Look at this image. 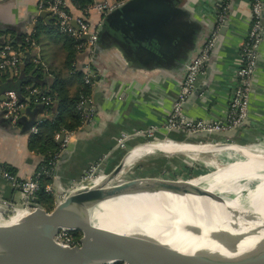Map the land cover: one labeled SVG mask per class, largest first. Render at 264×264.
I'll return each instance as SVG.
<instances>
[{
  "label": "crops",
  "instance_id": "obj_1",
  "mask_svg": "<svg viewBox=\"0 0 264 264\" xmlns=\"http://www.w3.org/2000/svg\"><path fill=\"white\" fill-rule=\"evenodd\" d=\"M97 1L103 0H93ZM157 1L166 5L167 9L151 11L148 7L144 9L136 0H127L105 13L88 10L89 21L99 24L98 38L90 57L83 50L75 54L74 68L71 70L66 67L65 41L55 30L53 17L39 16L37 21L40 12L37 8L39 0H0V42L10 40L11 33L8 28L27 34L36 23L40 24L37 42L26 51H33L34 55L20 67L26 77L33 79L32 87L39 90L44 85L48 88L53 79L58 77L73 91L78 85L77 74L81 72L83 79V67L89 58L96 73V84L90 87L91 102L95 93L99 94L97 105L94 106V118L87 123L88 127L85 123L71 132L67 145L60 152L54 167L55 178L52 185L57 193L65 191L70 181L77 182V187L89 166L103 155L106 156L105 159L103 157L105 164L99 167V172L106 173L113 169L129 148L144 142L145 138L152 140L164 136L173 139H178L180 135L187 137L182 132H167L163 123L184 77L186 63L201 49L206 35L215 23L218 3L222 0ZM248 4L249 0L231 1L229 12L219 27L211 61L198 78L196 93L184 103L183 113L188 117L224 119L226 105L232 93V69L239 60V47L249 29ZM65 6L73 16L83 13L74 0H65ZM37 67L41 69V73ZM16 71L8 70L7 82L17 74ZM31 101V96H27L25 107L29 109L21 113L19 127H26L31 119L38 121L47 117L42 107ZM152 125L157 129L151 137L133 132ZM121 133L127 136L124 140L127 149L117 145L116 137ZM30 136L29 130L16 131L0 112V166L6 167L21 179L31 177L42 161V155L28 147ZM190 137L210 142L217 141V138L218 141L229 138L237 144L256 145L264 149V33L252 76L245 123L231 131ZM55 139L57 140L56 135ZM169 157L170 155L155 150L136 161L133 160L125 174L132 178L141 174L132 171L133 166L137 165L142 169L145 164H154V167H161L162 162L171 164V170L176 176L184 173L179 177L189 175L187 169H200L193 162V167L182 163L177 170L173 166L175 162L169 161ZM194 158L203 162L200 156ZM176 176L170 174L168 178ZM159 177H165V174ZM0 197L9 202L7 206L0 204V213L10 217L6 220L0 218L1 223L12 222L27 214L26 211L19 210L10 216V206L24 205L19 190L2 177Z\"/></svg>",
  "mask_w": 264,
  "mask_h": 264
},
{
  "label": "bare ground",
  "instance_id": "obj_2",
  "mask_svg": "<svg viewBox=\"0 0 264 264\" xmlns=\"http://www.w3.org/2000/svg\"><path fill=\"white\" fill-rule=\"evenodd\" d=\"M182 145L190 149L180 151ZM249 148L242 144L221 146L210 141L206 144L190 140L179 143L169 139L134 145L123 159V169L106 182L108 185L129 179L125 174L128 165L155 150L168 155L189 153L193 157L221 152L227 154L233 150L240 155L231 158L240 162L224 163L221 169L212 162V170L187 178L194 186L202 184L208 191L228 194L230 198L214 201L206 197L188 198L158 191L125 194L116 201L100 202L87 217L90 224L81 220L71 222L73 226L80 227L94 244L71 264L111 263L114 258L125 255L129 257L125 264H199V251L217 257L218 253L242 254L256 249L264 238V227L261 225L264 215V152ZM196 151L199 154H195ZM250 178L260 181L242 198L240 191L244 185L239 181ZM105 180L101 175L80 181L77 187L100 184ZM249 214L257 216L256 219H250ZM21 217L23 215L17 219ZM217 234L241 235L242 239L227 246L218 240ZM53 241L67 247L58 242L55 235ZM47 243L43 239H33L8 252L26 262H36L49 251ZM160 259L167 261L159 262Z\"/></svg>",
  "mask_w": 264,
  "mask_h": 264
},
{
  "label": "built area",
  "instance_id": "obj_3",
  "mask_svg": "<svg viewBox=\"0 0 264 264\" xmlns=\"http://www.w3.org/2000/svg\"><path fill=\"white\" fill-rule=\"evenodd\" d=\"M125 1L127 0L92 1V4L86 7V9L82 10L83 13L77 16H73L66 9L65 0H39L37 8L38 11H48L49 15L54 19L57 31L70 35L76 40H79L77 47L87 52L88 57H90L94 52L98 38L99 24H93L91 21H89L87 17L88 10L93 9L99 13H105L121 6ZM231 1L232 0H222L220 3H218L219 10L217 12L213 27L206 35L199 52L185 66L184 77L178 86L176 96L163 123V128L167 132L180 131L184 134H196L202 132H227L244 124L248 117V106L252 88V76L256 68L259 54V45L264 33V24L262 23L264 0H249V29L239 47V60L232 69V93L230 100L226 105L224 119L191 118L183 113L185 101L193 94L200 74L203 73L205 67L210 61L212 50L219 35V27L229 12ZM33 32L34 28L27 32V40L29 36L33 34ZM22 55L23 53L15 49L10 43L9 39H5L0 46V74L5 70H16L21 61ZM82 77L86 85L89 87L95 86L96 73L92 68L90 58L84 64ZM38 91L39 90L36 87H32L30 90L32 99L31 102L35 104H48L50 102V97L48 95L38 94ZM86 103L89 104L88 107H86ZM24 107L25 102L20 100L19 96L14 90L5 89L0 92V112L11 125H17L18 119L22 113L21 111ZM78 108L85 123H89L93 120L94 112L91 107L90 97L82 100ZM40 121L41 120L36 121L35 124L29 128V134H34L38 131V123ZM155 129L157 128L152 125L146 129H135L133 132L137 135L151 137ZM71 132H64L65 135L60 142L62 148L67 145ZM58 135L59 134L56 135V138ZM126 137L127 136L125 133H121L116 137V142L119 147H125L124 140ZM164 138L166 139L167 137L164 136ZM160 139L161 138L152 139L150 142ZM229 141H231L229 138H225L212 142L229 143ZM198 143L204 142L199 140ZM252 150H256V148ZM59 155L60 152L54 153L39 167L37 171H35L31 177L25 179L16 177V175L11 173L6 167L0 166V177L7 180L13 187L19 190L22 203L24 205L22 207L10 206V208H12V215L18 210H24L26 213L31 210V208H29L28 201L31 197L36 195V192L39 188V180L41 178H46L48 180L44 185V190L46 192H52L54 189L52 186L53 180L55 178L54 167L58 162ZM103 157L105 159L106 156L103 155ZM103 157H99L95 163L89 166L82 177L83 179L81 178L80 181L94 179L102 175L99 172V165L103 161ZM187 165L193 167L194 163L189 162ZM180 175H184V173L179 174V176ZM76 183L77 182L75 181H70L69 186L76 187ZM0 204L7 206L9 202L0 197ZM1 217L2 215L0 213V218ZM55 239L57 240V238ZM61 241H64V239L60 238V243H62ZM62 244L69 246V243ZM71 244H73L72 241Z\"/></svg>",
  "mask_w": 264,
  "mask_h": 264
},
{
  "label": "water",
  "instance_id": "obj_4",
  "mask_svg": "<svg viewBox=\"0 0 264 264\" xmlns=\"http://www.w3.org/2000/svg\"><path fill=\"white\" fill-rule=\"evenodd\" d=\"M136 1L141 4L144 9L147 7L149 10L152 9L151 11H161L167 9L166 5L160 3L157 0ZM46 15H49V12L46 10H41L38 13V16L42 18H44ZM262 16V23L264 24V12H262ZM33 55V51L23 54L18 66L23 67ZM188 63H186V65ZM9 71L12 72L13 70L9 69ZM195 93L196 92L194 90L193 94ZM98 95L96 92L92 98L91 107L93 111H95L96 108L94 106L97 105ZM88 106L89 104L86 103V107ZM28 109L29 107H24L21 112H24ZM35 122V119H31L26 124V127H19L21 124L19 118L17 125H14L13 127L18 132H26L32 125L35 124ZM85 126L88 127L89 124L86 123ZM205 133L207 132L187 134V137L183 140L173 139L169 136H166V139L179 143L187 142L188 140L198 143L199 140L192 139L190 135L192 137H196ZM64 135V132L59 133L57 141L61 142ZM163 139L165 138L162 137L160 140ZM215 144L220 145L225 143L218 142ZM127 152L122 156V158L117 162L111 171L103 174L106 178L104 182L95 185L89 184L81 187H75L49 211L38 204V197L35 195L28 201L31 210L26 215L9 223L0 222V264H71L74 260L81 258L90 248L94 247V244H92L90 239L84 234V231H82L80 227L73 226L71 222L81 220L83 223L88 224L89 222L87 221V217L100 202H104L106 200L116 201L119 196L125 194L156 193L158 191H163L170 194H177L179 196L185 195L188 198L206 197L214 201H225V199L230 198V195L228 194H215L210 192L202 184H200L198 187L190 184L189 179L187 178L191 176V174L177 178L134 176L124 181L108 185L106 182L115 177V175L121 171V168L124 164L123 159L125 158ZM104 164L105 161L103 160L99 167H103ZM259 181V179L252 178L241 179L239 182L244 185L243 190L240 191L241 197L243 198L244 195L249 192V190H252L258 184ZM251 182H255L253 186H250ZM253 216L254 214L248 215L250 219H256L257 216ZM262 216L263 220L261 221H263V223L261 225L264 227V215ZM60 229L64 231L80 232L78 242L67 247L57 244L56 241H53V236ZM252 234L254 236L255 231H253ZM252 234L249 236H252ZM217 235L218 240L227 246L237 244L238 241L242 239L241 235ZM33 239H43L48 242L47 244L49 251L45 257L41 258V260L36 262H26L22 259L14 257L8 252L9 249ZM98 245H100V243H98ZM197 255L199 264H264V238L260 241V244L256 249L247 253H218L217 257H213L208 252L199 251ZM127 260L129 261V257L128 255H125L123 258H114L111 263L101 264H125ZM165 261H167V259L159 260V262Z\"/></svg>",
  "mask_w": 264,
  "mask_h": 264
},
{
  "label": "trees",
  "instance_id": "obj_5",
  "mask_svg": "<svg viewBox=\"0 0 264 264\" xmlns=\"http://www.w3.org/2000/svg\"><path fill=\"white\" fill-rule=\"evenodd\" d=\"M78 8L81 10L86 9L92 4L90 0H74ZM37 21H39V16H37ZM40 24L36 23L34 26V32L26 39L27 34L21 30H16L13 28H8L10 30V43L15 49L26 53V51L32 48V45L37 42V33L39 31ZM57 31V29L55 28ZM58 32V31H57ZM63 36L65 41V64L69 69H73V62L75 54L82 49L77 47L79 40H76L70 35L58 32ZM2 42H0V46ZM18 72H17V71ZM17 74L10 78L7 82V77L9 76L8 70L3 71L0 74V92L5 89L14 90L19 96L20 100L25 102L27 96H31L30 90L32 89L31 80L29 77L24 75V70H21L19 66L16 68ZM39 73L41 69L37 67ZM78 85L75 86L73 91H70L64 84L63 80L58 77L53 79L51 85L48 88L40 87L38 94L48 95L50 97V102L48 104L38 103L39 106L47 114V117L41 119L38 123V131L31 134L28 147L33 152L42 155V161L38 165L35 171L47 161L54 153H59L62 151L61 143L55 139V135L61 132H73L81 128L85 121L79 111V104L82 100L91 97L92 89L86 85L81 78V72L77 74ZM54 108V110H53ZM180 132V131H178ZM188 172H199L200 169L191 171L187 169ZM48 180L46 178H41L39 180V188L36 192L38 197V202L47 211L53 208L52 197L44 190V185Z\"/></svg>",
  "mask_w": 264,
  "mask_h": 264
},
{
  "label": "rangeland",
  "instance_id": "obj_6",
  "mask_svg": "<svg viewBox=\"0 0 264 264\" xmlns=\"http://www.w3.org/2000/svg\"><path fill=\"white\" fill-rule=\"evenodd\" d=\"M178 139L179 140H183L184 139V135H180L179 137H178ZM216 140H218V138L216 139ZM144 142H150V139L149 138H145V141ZM204 143H206L207 141H203ZM233 143H235V142H233V141H229V143H225L226 145H231V144H233ZM225 144H220L221 146H226ZM207 147V146H206ZM247 147H250L251 149H254V148H256V150H261V151H263L264 152V149L263 148H261V147H258V146H247ZM122 148H126L127 149V146H126V144H125V147H122ZM179 148H181L182 150H180V151H185V150H187L188 148H185V145H182L181 147H179ZM190 149V148H189ZM188 149V150H189ZM192 149H194L195 150V148H192ZM129 150H130V148H129ZM225 150H227V149H225ZM178 151V150H177ZM180 151H178V152H180ZM229 151V150H228ZM198 152L196 151L195 152V154H197ZM199 154V153H198ZM191 154H189V153H178V154H172V155H170V157L168 158V159H171V160H169V161H173V162H175V165H173L174 167H176L177 168V170H179L180 169V165L182 164V163H184V165H185V163L187 164V163H189V162H191V163H195V167H197V168H200V171H199V173H204V172H207V171H210V170H212V167H211V163L213 162V164H215L217 167H220L219 169H221V168H223V166L225 165L224 163H226V165H227V163H230V161H232V162H240L239 160H237V159H233V158H231V157H239V153L238 152H235V151H231V152H229V153H227V154H224L223 152H221V153H219V154H216V155H212V154H208V155H206V154H204V155H202L201 157H200V159H203V162L201 161V160H196L194 157H192V155L190 156ZM163 157V156H162ZM213 157V158H212ZM164 158H166V157H164ZM196 158H198V157H196ZM184 159V161H182ZM176 160H177V162H176ZM133 162H131L130 163V165L132 164ZM144 165V164H143ZM148 165V166H147ZM223 165V166H222ZM155 165L154 164H145L144 166H142V169L141 168H139V167H137V165H135V166H133V169H132V171L133 170H135V171H138L139 173H141V174H139V175H137V176H152V177H159V176H164V174H165V178H168V175H170V174H173V176H176L175 174H174V172H172V170H171V164H166V163H164V162H162V165H161V167H159V166H156V167H154ZM213 166V165H212ZM215 166V168H217ZM159 167V168H158ZM179 167V168H178ZM155 168H157V169H155ZM218 169V168H217ZM112 170V169H111ZM110 170V171H111ZM109 172V171H108ZM108 172H106V173H108ZM159 172V173H158ZM102 175L103 174H106L105 172L103 173L102 171L100 172ZM198 172H193V173H191L190 172V174L192 175V174H197ZM194 175H192V176H194ZM177 177H179V176H176V177H174V178H177ZM83 179V178H82ZM74 182V181H73ZM255 182H251L250 183V186H253V184H254ZM75 187L74 186H67L66 187V190L65 191H63V192H61V193H57L54 189L52 190V192H47L51 197H52V199H53V206L56 204V203H58L60 200H62L63 199V197L68 193V192H70L72 189H74ZM40 206H42L40 203H38ZM19 211V210H18ZM12 215V214H11ZM10 215V216H11ZM14 215V214H13ZM12 215V216H13ZM8 218H10V217H7L6 215L5 216H3L2 215V217H1V219L2 220H6V219H8ZM79 236H80V232H78V231H64V230H58L57 231V233L55 234V238H57V240L60 242V238H63L64 239V241H61L62 243H69V246H71L72 244H71V241L73 242V244L74 243H77L78 242V238H79ZM118 264H121V263H118Z\"/></svg>",
  "mask_w": 264,
  "mask_h": 264
}]
</instances>
